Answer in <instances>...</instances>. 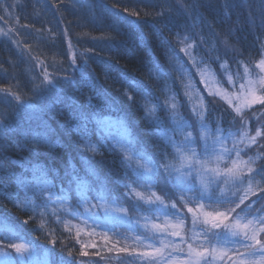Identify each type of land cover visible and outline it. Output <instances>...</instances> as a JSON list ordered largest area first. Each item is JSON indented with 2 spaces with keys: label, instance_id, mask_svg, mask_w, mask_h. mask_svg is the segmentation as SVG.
<instances>
[{
  "label": "trees",
  "instance_id": "16d2710c",
  "mask_svg": "<svg viewBox=\"0 0 264 264\" xmlns=\"http://www.w3.org/2000/svg\"><path fill=\"white\" fill-rule=\"evenodd\" d=\"M5 6H13L8 7L11 15L5 12ZM259 7L260 0H0V89H10L43 109L30 120V110L0 91V121H3L0 127V223L11 226L20 237L8 239L11 233L5 230L0 232V242L3 245L31 242L41 259L45 251L48 252L49 264H60L61 260L66 264H139V258L131 249L136 244L134 237L144 234L140 227L143 220L140 224L134 223L133 228L119 227L121 235L109 231L107 242L105 230L97 228L98 234L89 235L93 229L84 225H80L83 231L77 237L78 229L71 227L69 232L64 222L78 225L79 220L61 212L62 222L57 224L53 216L41 217L39 210L33 213L18 207L25 192L17 185L16 178L31 177V172H26L25 168L39 165L48 171V178L56 185L59 195L61 186H69L66 169L70 170L71 165L84 175L82 161H87L101 177L107 178L110 194L118 198L130 216L139 219L132 207L135 196L127 197L125 189L116 183L117 180L131 182V172L121 162L122 153L113 149L111 140L98 134L95 123L89 122L85 129L76 117L80 111L91 113L96 108L102 109L104 115L123 117L136 141L134 150L142 149L159 165L163 153L166 150L170 153L171 149H166L163 140L154 134L155 126L145 112L146 104L157 105V115L165 119L167 125L165 100L169 96L176 95L182 105L179 111L189 120H194L191 108L196 104L194 97L198 96L203 97L207 105V122L212 129L219 123L225 135L232 131L239 140L244 130L240 118L219 97L209 95L203 83V72L211 70L223 90H232L228 74L237 85L245 65L249 69L255 66L264 54V24L258 15L253 22L249 10L255 13ZM185 42L195 43L193 55L202 63L194 67L189 57L180 51ZM71 52H75L77 64L81 66L75 71ZM176 58L188 69L190 80L178 70ZM225 62L222 70L220 65ZM45 70L60 79L54 89L41 94L33 89L41 82ZM186 92H191L193 98L189 99ZM90 96L95 107L89 106ZM129 96L133 99L129 100ZM244 119L247 131L254 135L257 127L264 124V106L254 105L244 113ZM41 122L47 125L50 144L33 140L35 133L45 131L40 127ZM81 136L97 145L99 152L93 154L83 146ZM257 140L242 154V159L264 157V138ZM226 144L232 148V138ZM238 146L244 147L243 144ZM230 164L231 159L224 166ZM261 164L264 158L254 166ZM163 179L161 170L154 189L158 194H161ZM255 180H260V176ZM260 187L264 188V183ZM28 196L32 198L31 188ZM34 200L37 204L44 202L40 195ZM72 203H76L74 194ZM178 207L187 212L183 205ZM261 208H264V197L252 211ZM42 219L46 221L44 228L40 226ZM153 222L161 223L163 218ZM200 232L201 225L193 227L191 214H188L184 231L187 243H192L193 234ZM53 238L55 245L51 243ZM158 239L156 246H159ZM201 239L203 237H197ZM174 241L179 243L180 238ZM187 243L183 245L181 258L186 257ZM82 245L83 251L88 253L86 256L82 255ZM122 247H128L129 253L117 251ZM193 247L203 250L209 245L193 243ZM7 250L14 254V250ZM144 250L147 249L143 246L141 251ZM97 251L99 255L95 254ZM225 261L227 264V257Z\"/></svg>",
  "mask_w": 264,
  "mask_h": 264
},
{
  "label": "snow or ice",
  "instance_id": "6c2138e0",
  "mask_svg": "<svg viewBox=\"0 0 264 264\" xmlns=\"http://www.w3.org/2000/svg\"><path fill=\"white\" fill-rule=\"evenodd\" d=\"M8 7L13 6H5V12L11 15ZM249 15L253 22L258 15L261 23L264 24V0H260L257 12L254 13L250 9ZM184 39L187 41L188 38ZM195 47L194 42H185L180 49L189 57L194 67L203 62L198 61L193 55ZM83 55L84 53H81V56ZM176 59L178 70L190 80L188 69L179 58ZM70 60L74 71L81 67L77 64L75 52L70 53ZM84 63L86 64L87 61L85 60ZM225 65L226 62L220 65L222 70L225 69ZM255 67L259 69V73L256 78H251L249 68L245 65V83L240 85L239 92L229 93L227 90H222V86L209 91L210 96L219 97L232 109L235 116L240 118L241 128L244 130L240 132L239 140L235 139V133L232 131L225 135L219 123L214 130L212 129L207 122L208 109L203 97L192 106L191 113L194 120H189L179 111L182 105L176 95L169 96L165 100L167 125L165 119L157 115V105L146 104L145 112L151 117L150 123L155 126L154 134L163 140L166 149H171L170 153L167 150L163 153L159 165L142 149L134 150L136 141L123 117L104 115L100 108H96V111L91 113L79 112L76 119L83 122L85 129L89 122L95 123L98 134L102 138L111 140L113 149H119L122 153L121 162L130 170L131 182L117 180L116 183L125 189L124 194L127 197L135 196L132 207L139 219L130 216L128 209L118 202L117 197L110 194L107 178L101 177L87 161H82L84 175H81L74 166L70 165V170L66 169L65 176L68 178L69 186L68 188L61 186L59 195L55 191L56 185L48 178L47 170L39 165H33L30 169L25 168L26 172H31V177L16 178L17 185L22 186L25 192L24 200L18 201L17 206L25 211L30 209L33 213L39 210L41 217L53 216L57 224L62 222L60 216L62 212L80 222L78 225H71L70 221H65L67 231L71 232V227H76L78 229L76 235L79 237L83 231L80 225L93 229L89 235L98 234L95 229L99 228L105 230L106 242L109 231L114 235H121L118 231L119 227L133 228L134 223L140 224V220H143L140 227L144 230V234L136 235L134 240L147 250L137 251L135 247L131 249V252L139 258V264H226L225 257L227 264H264V208L257 209L256 212L252 211L259 199L264 197V188L260 187V184L264 183V164L260 167L254 166L264 157L258 155L242 159V154L258 142L257 138H264L262 132L264 124L257 127L254 135H250L247 131V121L244 119V113L251 110L254 105L264 106V55L256 62ZM227 78L229 84L235 88L232 75L228 74ZM59 79L45 70L41 82L33 90L41 94L51 91L56 87ZM64 79L67 80L68 77L65 76ZM217 83L221 84L220 81ZM188 87L191 88L193 85L190 83ZM0 91H3L10 100H14L17 105L30 110L32 113L29 116L30 120L43 110L25 101L21 95L11 92L10 89H0ZM164 91H168L167 87ZM186 95L189 99L193 98L191 92H186ZM92 99V96L88 98L89 106L95 107L91 104ZM128 99L133 98L129 96ZM0 127H3V121H0ZM40 127L45 131L35 133L34 142L50 144L47 125L41 122ZM229 138H232V148H228L226 144ZM81 141L82 145L93 154L99 152V147L92 145L84 136H81ZM240 144L244 147H239ZM169 155L172 156L171 160ZM229 159L231 164L222 167ZM161 170L164 179L160 185L161 194H158L154 189L157 186L156 177L161 174ZM256 176H260V180H255ZM30 188L32 198L28 196ZM73 194L76 199L75 204L72 203ZM37 195L44 198L42 204L35 202L34 197ZM178 205H183L187 212L185 213ZM188 214H191L193 227L201 225V232L194 233L191 237L192 243H187V238L183 235ZM161 218L164 223L153 222L154 219L158 221ZM40 226L46 227L44 219L40 221ZM5 230L11 233L8 239H20L11 226L0 223V232ZM198 236L203 239L197 240ZM172 237H180V242L176 243L171 239ZM157 238H159V246H156ZM51 243L55 245L56 240L53 238ZM185 243H187V254L185 258H181ZM193 243H199L201 246L209 245V247L198 250L193 247ZM83 247L82 245V255L86 256L88 253L83 251ZM91 247L96 246L91 245ZM6 249L14 250L15 255ZM117 251L129 253V248L122 247ZM229 252L233 255L229 256ZM95 254L99 255V252ZM47 257L48 252L45 251L43 258H38L36 248L31 242L21 241L7 245L0 242V264H49ZM60 264L66 262L61 260Z\"/></svg>",
  "mask_w": 264,
  "mask_h": 264
},
{
  "label": "rangeland",
  "instance_id": "374dc122",
  "mask_svg": "<svg viewBox=\"0 0 264 264\" xmlns=\"http://www.w3.org/2000/svg\"><path fill=\"white\" fill-rule=\"evenodd\" d=\"M264 55V54H263ZM249 71H250V75H251V78H256L257 77V74L259 73V69H257L255 66L252 68V69H249ZM203 75H204V77H205V79H203V81H206L207 83H205V82H203L204 83V85L207 87V89L210 91V90H212V91H214V90H216V89H218V88H221L219 85H218V83H217V81H216V79L214 78V76H213V74L211 73V70H209V69H206L204 72H203ZM242 78L240 79L241 81H239L238 83H237V85H235V88H233V86H232V90H227V89H225V90H227V92H229V93H232V92H239V90H240V85L242 84V83H245V77H244V71H243V73H242V76H241ZM223 90V89H222ZM194 99H195V103L197 104L198 102H199V97L198 96H195L194 97ZM233 144V143H232ZM224 165H222V167H223ZM174 222V221H173ZM161 223H164V220H163V222H161ZM183 235L185 236V233H183ZM189 236H190V234H189ZM174 238H176V237H172L171 239H173L174 240ZM180 238V237H179ZM133 244H134V241H133ZM133 247H135L136 249H137V251H141V248L143 247V245H141V244H138V243H136V244H134V245H132ZM7 250V249H6ZM13 255H15V253L13 254ZM38 256V255H37ZM38 258H40V256H38Z\"/></svg>",
  "mask_w": 264,
  "mask_h": 264
}]
</instances>
